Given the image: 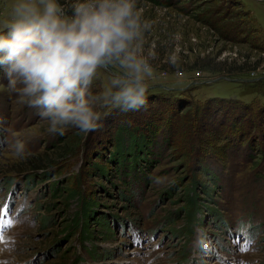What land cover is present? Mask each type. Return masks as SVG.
<instances>
[{
	"label": "rangeland",
	"instance_id": "obj_1",
	"mask_svg": "<svg viewBox=\"0 0 264 264\" xmlns=\"http://www.w3.org/2000/svg\"><path fill=\"white\" fill-rule=\"evenodd\" d=\"M13 3L0 0V33ZM138 7L147 106L102 109L96 132L50 133L0 68V264H264V0ZM122 124L153 140L118 163Z\"/></svg>",
	"mask_w": 264,
	"mask_h": 264
},
{
	"label": "clouds",
	"instance_id": "obj_2",
	"mask_svg": "<svg viewBox=\"0 0 264 264\" xmlns=\"http://www.w3.org/2000/svg\"><path fill=\"white\" fill-rule=\"evenodd\" d=\"M6 33H0V68L29 108L64 135L69 126L85 134L98 131L111 107L139 111L148 103L154 69L143 55L144 19L138 0H14ZM113 74L111 87L92 91L101 69ZM19 156L30 152L17 138Z\"/></svg>",
	"mask_w": 264,
	"mask_h": 264
},
{
	"label": "trees",
	"instance_id": "obj_3",
	"mask_svg": "<svg viewBox=\"0 0 264 264\" xmlns=\"http://www.w3.org/2000/svg\"><path fill=\"white\" fill-rule=\"evenodd\" d=\"M133 128H135V129H132V128L126 126V124H122V126L119 129V132L117 133L119 136V139H118V143L116 144V146L114 145V153H113V157L111 158V160H114L115 162L120 163L121 161H123L126 158V155L128 154L130 156L128 161H130V160L134 161V159L137 158V156H134L136 153L142 155L147 150L146 147H150V145H152L151 142L153 140V137H151L152 136L151 132L146 133L145 128H142V129L138 128L137 129V126H135V125ZM153 136H154V134H153ZM123 140H126L127 144L124 146L123 145L121 146ZM142 147H143V149L139 150ZM111 155H112V153H111ZM75 193L76 192H74V193L71 192V194H69V197H71ZM188 199L190 200V197ZM192 199L193 198L191 196V201H192ZM85 210H86V207H85ZM81 213H82V211H80V214ZM84 216L88 217L86 212H84ZM74 222H72L68 225V229L74 225ZM83 223L85 225V222H83Z\"/></svg>",
	"mask_w": 264,
	"mask_h": 264
},
{
	"label": "crops",
	"instance_id": "obj_4",
	"mask_svg": "<svg viewBox=\"0 0 264 264\" xmlns=\"http://www.w3.org/2000/svg\"><path fill=\"white\" fill-rule=\"evenodd\" d=\"M259 22L262 24V26L264 27V24L262 23V21L259 20Z\"/></svg>",
	"mask_w": 264,
	"mask_h": 264
}]
</instances>
